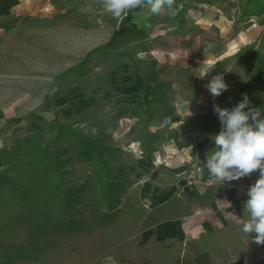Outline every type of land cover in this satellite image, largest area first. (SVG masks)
Returning <instances> with one entry per match:
<instances>
[{
    "label": "trees",
    "instance_id": "obj_1",
    "mask_svg": "<svg viewBox=\"0 0 264 264\" xmlns=\"http://www.w3.org/2000/svg\"><path fill=\"white\" fill-rule=\"evenodd\" d=\"M183 6L185 0H176L173 18L180 19ZM263 14L264 0L245 2L244 19ZM13 19L12 23L0 21V27L13 29L17 18ZM123 21L110 41L90 50L81 61L60 73L58 79L87 76L92 72L89 62L96 55H126L116 47L118 40L129 33L144 41L157 19L144 8H138ZM256 43L237 53L236 58L242 60L258 56L260 66L248 80H239L235 100L239 103L247 94L250 107L264 109V50ZM259 43L264 46V35ZM256 53L259 55L255 56ZM228 62L222 60L214 70L218 72ZM142 69L140 64L135 65L133 77L140 82ZM226 76L230 79L233 74ZM150 97L169 104L149 83L144 84V114L149 123L157 118ZM62 110L63 107L55 111V119L50 123V128L56 131L51 146L44 142V131L19 135L20 128H15L11 147L0 151V264H102L108 257H113L117 264H143L147 260L153 264H228L255 254L252 239L242 231L243 223L229 222L224 228L203 232L185 243L174 238L157 240L154 236L145 242L139 235L123 239L115 224L139 225L140 233L183 216L186 212L183 198L176 195L148 210L134 181V170L121 160L123 148L89 136L76 122H60ZM88 118L84 115L85 120ZM183 128L208 133L210 151L215 147L212 137L219 133L221 124L214 118H190L184 121ZM179 134L147 129L138 136L142 156L152 157L165 140ZM247 177L259 178V173ZM237 181L223 185L214 182L199 201L203 205L212 204L228 185ZM247 198L246 193L240 200L243 219L247 218L244 213ZM94 218L103 226L93 228Z\"/></svg>",
    "mask_w": 264,
    "mask_h": 264
},
{
    "label": "rangeland",
    "instance_id": "obj_2",
    "mask_svg": "<svg viewBox=\"0 0 264 264\" xmlns=\"http://www.w3.org/2000/svg\"><path fill=\"white\" fill-rule=\"evenodd\" d=\"M29 4V11L17 18L13 29H0V108L8 115L4 120L5 128L0 129V151L11 147V142L13 143L12 140L16 136L15 128H20L19 135L25 131H44V142L51 146L56 131L50 128V123L55 119V111L63 107L60 122H76L89 136L98 140H109L125 148L121 160L130 164L134 170L133 178L139 190L146 184L160 185L155 178L161 168L160 164L165 163L166 158L160 156V153L158 157L155 155V159L144 160L137 148L138 134L148 128L149 124L153 130L170 131L178 128L183 131V141L190 140L182 142L184 147L186 146L184 151L190 148L193 156L191 161L202 165L204 159L200 161L197 158V151L203 147L204 135H197L195 131H184V120L194 117L218 118L213 107L215 104L228 108L237 105L233 96L234 87L240 79L246 81L255 75L260 66L257 56L259 53L255 54L257 57L249 60L236 58L235 55L234 62L225 68L227 73L221 72L229 85L227 91L214 98L206 88V83H203L202 90L195 92L194 96L186 94L187 97L179 101L176 96L180 94L176 92L184 93L187 89L182 90L180 84H177L181 80L172 82L167 74L168 60L162 61L157 54L156 48L162 45L164 36L158 40L154 35L162 26L156 22L148 29L149 34L144 41L136 40L129 33L118 40L116 47L126 52V55H96L89 62L92 68L90 74L82 78L72 76L66 81H61L58 79L60 73L81 61L93 48L110 41L115 30L123 25L125 18L120 22L112 19L110 14L103 11L98 0H31ZM144 9L151 15L147 8ZM164 15L163 22L168 20L166 16L172 18V13L168 11H165ZM151 16L157 20L161 19V15ZM9 18L1 20H7V23L15 21ZM242 20L244 19L239 22L240 27L246 31L249 29H246L248 23H242ZM254 23H257L258 31L249 32V37L245 36L243 42L258 39L256 44L260 45L259 49L263 51L264 46L259 42L264 35V14ZM168 30L169 28L165 35L177 34L175 30ZM137 63L143 68L142 82L133 77ZM227 74L233 76L228 79ZM148 83L155 93L161 94L169 102V105L165 106L150 97L151 106L158 115L154 123H149L144 114L143 90L144 84ZM172 89L177 91L172 92ZM190 103L197 104V108L187 111V107L192 105ZM84 115L89 118L85 120ZM8 133H13V138L11 135L4 137ZM169 160L171 158L166 164L171 163ZM191 161L183 160L182 166L185 167H180L176 179L177 182L180 180L176 184L178 189L183 186L181 180L187 169L194 164ZM143 205L151 210V205ZM102 226V223L94 218L93 228ZM114 226L122 232L123 239H131L137 235L141 237L138 225L119 223ZM251 262L264 264V250L255 249V254L248 258V263ZM116 263L113 257H108L102 262Z\"/></svg>",
    "mask_w": 264,
    "mask_h": 264
},
{
    "label": "crops",
    "instance_id": "obj_3",
    "mask_svg": "<svg viewBox=\"0 0 264 264\" xmlns=\"http://www.w3.org/2000/svg\"><path fill=\"white\" fill-rule=\"evenodd\" d=\"M30 1L31 0H0V21L7 22V20H1L2 18L10 17L9 19H13L24 16L23 14H25V11H29ZM246 1L247 0H185V6H183L182 10L180 11L179 20L173 18V12L172 18L166 16L168 20H164L163 22L162 17H165V15L162 14L161 19L157 20V23L162 26H160L159 31L154 35L156 38H158V40L164 36L163 40H161L162 45L156 48L158 51L157 54L162 61L165 59L168 60V62H166L167 74L170 75L172 82L181 80L177 84H180L182 90L187 89L183 91L184 93L176 92V89H172V92L180 94L176 96L179 101H183L189 93L194 96L195 92H198L202 88L203 83L207 84L217 74H220L221 72H224V74L227 73L225 68L234 62V59L232 58L246 46L259 41L258 39H254L251 42H243L245 40V36L249 37V32L258 31L257 23H254V21H256L258 18L257 16H252L249 19H244L242 17L243 8ZM242 18L244 19L242 20V23L243 21L248 23V27H246V29H249H245L246 31L240 27L239 22ZM168 28V31H177V34L165 35V32ZM0 29L4 28L0 27ZM237 30L240 31L237 32ZM156 44L158 43L156 42ZM231 59L232 62H230ZM222 60H229V64L226 67H220L218 72L215 71L213 67L210 71V74H207V76L204 78H200L198 75L199 72L206 70L204 68H207L208 65L215 66ZM221 74L224 77V74ZM183 75L184 78L182 79ZM225 78L226 77H224V79ZM192 91L193 93H191ZM158 95L162 96L161 94ZM233 96H235V92ZM194 107L197 108V104L189 105V107H187V111H191L192 109L195 110ZM7 116V112L5 114V111L0 108V129L5 128L4 124L6 121L4 123V120ZM195 118L200 117H194L193 119ZM203 118L212 119V117ZM155 121H153V123ZM150 127L151 125L149 124V127L144 131L150 129L154 132L159 131L163 134H172L173 132L180 133L177 137H172L169 140H165L159 146V149L154 153V155L148 158L142 156L140 141L138 139L139 134L136 138L138 141L137 148L140 152V156L144 160L155 159V155L158 157L160 153V156L162 155L166 158V160H164L165 163L160 164L161 168L158 170V174L155 178L160 185L146 184L142 186L139 191V195L143 204L146 206L151 205V209H153L154 207L167 202L172 197L176 195L178 196L180 189L177 188L176 184L180 180L177 182L176 179L178 178L177 176H179V171L181 170L180 167L182 166L183 160L188 159L191 161L193 156L191 153L192 150L190 148H188L187 151H184L186 146L184 147V144L182 143L184 142L181 137L183 133L182 130L173 128V125L171 128L174 130L172 129L170 131L161 129L153 130L151 129L152 127ZM184 131H195L197 135H204L203 140L205 142H203V147L198 149L199 151H197V158L200 161L205 159L206 153L210 149L211 136H209L208 133H204L199 130L191 131L184 129ZM31 132L35 131H25L23 134H29ZM10 135L11 138H13V133H8L4 137H9ZM195 137L196 135L194 136V139ZM186 141L190 142L189 139L185 140V142ZM0 146L2 147L1 142ZM180 148L184 152H182ZM123 149L125 150V148ZM170 158L171 160H169V162L171 163L166 164ZM172 162L174 165H172ZM182 167L184 168L185 166ZM257 179L258 178L250 179L248 177H243L236 183L228 185L210 205H203L199 201V197L204 193H198L196 191L190 190L183 191L182 195L180 196L183 198V206L186 208L185 214L176 219L165 220L145 231L140 232L143 241L147 242L152 236H154L157 240L174 238L185 243L188 240L199 237L203 232L224 228L229 224V222H233L237 225L242 224L244 219L240 212V200L246 195L249 187ZM248 236L253 239L254 234H248ZM252 241L254 243V248L257 251L260 249L264 250V245L257 244L254 240ZM248 258L249 257H242L234 259L228 264H253L252 262L248 263ZM143 264L153 263L150 261H145Z\"/></svg>",
    "mask_w": 264,
    "mask_h": 264
},
{
    "label": "clouds",
    "instance_id": "obj_4",
    "mask_svg": "<svg viewBox=\"0 0 264 264\" xmlns=\"http://www.w3.org/2000/svg\"><path fill=\"white\" fill-rule=\"evenodd\" d=\"M103 11L112 19L120 22L129 13L138 8H147L149 13L159 16L167 10L173 12L176 0H98ZM208 65L206 70L198 73L204 78L213 68ZM212 97H218L228 90L222 74L214 76L207 84ZM251 101L247 94L234 107H221L215 104L221 130L215 134V147L206 153L202 167L207 169L214 182L223 185L258 172L259 178L249 187L247 200L244 202L242 231L254 234L252 240L264 245V109L250 107Z\"/></svg>",
    "mask_w": 264,
    "mask_h": 264
},
{
    "label": "built area",
    "instance_id": "obj_5",
    "mask_svg": "<svg viewBox=\"0 0 264 264\" xmlns=\"http://www.w3.org/2000/svg\"><path fill=\"white\" fill-rule=\"evenodd\" d=\"M201 167V164L194 163L189 169H187L185 176L181 180L183 186L179 188V196L186 190L205 193L214 184V181L210 178L206 168H204L203 173H201Z\"/></svg>",
    "mask_w": 264,
    "mask_h": 264
}]
</instances>
